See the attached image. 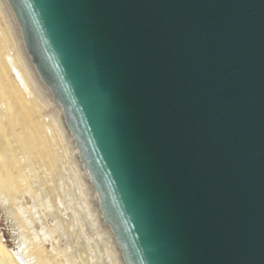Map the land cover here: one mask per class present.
<instances>
[{"label": "water", "instance_id": "water-1", "mask_svg": "<svg viewBox=\"0 0 264 264\" xmlns=\"http://www.w3.org/2000/svg\"><path fill=\"white\" fill-rule=\"evenodd\" d=\"M121 264H264V0H2Z\"/></svg>", "mask_w": 264, "mask_h": 264}, {"label": "bare ground", "instance_id": "bare-ground-1", "mask_svg": "<svg viewBox=\"0 0 264 264\" xmlns=\"http://www.w3.org/2000/svg\"><path fill=\"white\" fill-rule=\"evenodd\" d=\"M0 264H121L57 107L47 97L0 0Z\"/></svg>", "mask_w": 264, "mask_h": 264}, {"label": "rangeland", "instance_id": "rangeland-1", "mask_svg": "<svg viewBox=\"0 0 264 264\" xmlns=\"http://www.w3.org/2000/svg\"><path fill=\"white\" fill-rule=\"evenodd\" d=\"M0 235L2 237V243L7 248L14 247L15 240L12 236L9 222L6 220L3 212L0 210Z\"/></svg>", "mask_w": 264, "mask_h": 264}]
</instances>
